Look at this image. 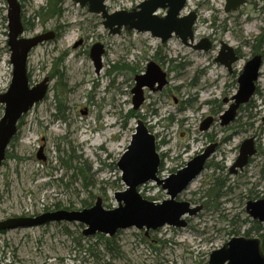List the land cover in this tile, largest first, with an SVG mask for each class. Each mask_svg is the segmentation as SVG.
<instances>
[{
	"label": "rangeland",
	"instance_id": "1",
	"mask_svg": "<svg viewBox=\"0 0 264 264\" xmlns=\"http://www.w3.org/2000/svg\"><path fill=\"white\" fill-rule=\"evenodd\" d=\"M47 1L19 0L21 18H29L40 6L47 7ZM57 1L63 9L60 18H37L33 31L25 35L60 28L53 40L31 50L27 67L29 83L35 85L53 72L56 57L63 56L59 66L66 84L63 115L55 116L53 103L57 75L51 78L45 98L24 114L18 138L7 148L10 156L0 166V220L57 209L79 210L84 198L92 199L93 205L99 197L105 209L116 207L113 195L116 190L125 189L116 161L128 145L137 118L155 135L156 149L164 155L157 174L160 177L179 170L211 142L217 141L220 146L208 160L209 166L177 197L202 205L185 227L165 225L147 235L145 229L119 230L117 240L122 255L114 258L101 251L98 260L74 242L82 235L83 226L67 225V232L63 230L64 223L12 229L0 232V264H207L212 250L232 236L244 235L251 227L252 219L245 212L249 190L256 193V198L264 197V54L255 94L239 108L237 124L235 119L227 126L220 125L215 114L217 120L208 130L199 129L203 118L216 110L203 103L216 99L223 109L227 108L223 100L237 91L239 73L253 56L252 43L259 36L258 44L264 52V0H247L229 12L224 10L225 0H186L181 15L197 11L194 43L210 37L213 45L206 51L182 44L175 35L161 43L148 32L122 29L118 35L110 34L102 25L101 15L89 12L87 5L73 0ZM140 1L106 0L104 4L109 12L129 11ZM164 12L158 10L160 15ZM6 14L7 0H0V93H4L12 78ZM79 38L86 42L72 48ZM98 40L106 51L102 55L103 66L96 73L89 46ZM220 41L239 52L231 72L215 61ZM161 56L163 63L157 60ZM153 60L166 70L168 83L161 90L144 87V102L137 109L143 117H132L129 109L134 76L143 74L146 64ZM115 63L124 66L112 69ZM3 108L0 105V118ZM250 137L255 138L257 152L241 172L228 174L221 190L224 195L215 199L210 191L212 181L221 178L223 172L214 169V165L226 166V171L238 154V146ZM41 145L45 161L36 158ZM58 150L59 157L73 154L84 161L90 186L83 188V177L79 173L72 176L74 171L62 166ZM138 190L148 200L160 202L167 198L161 186L152 182L140 185ZM249 236L258 235L253 232ZM90 242H98L96 249L100 251L102 244L98 239ZM82 244L86 247L87 241Z\"/></svg>",
	"mask_w": 264,
	"mask_h": 264
},
{
	"label": "water",
	"instance_id": "2",
	"mask_svg": "<svg viewBox=\"0 0 264 264\" xmlns=\"http://www.w3.org/2000/svg\"><path fill=\"white\" fill-rule=\"evenodd\" d=\"M81 6L88 7L89 12L102 17V25L113 35L120 34L122 29L134 30L138 33L148 32L157 37L161 43L166 42L173 35L177 36L182 44L194 50H209L212 43L208 37L201 38L194 43V26L197 12L195 10L181 15L186 6V0H142L140 4L128 10L109 12L106 0H73ZM247 0H225V12L236 11L237 7ZM165 10L160 15L158 10ZM21 5L19 0H7V45L10 52L9 62L12 64V78L4 93H0V105L3 113L0 118V166L2 165L7 146L17 133V122L37 102L42 101L48 89V76L31 85L28 80L27 60L31 50L46 40H53L54 32L25 35L21 19ZM77 44H74L75 47ZM105 47L102 43L90 46L89 57L93 62L96 73L103 66L102 55ZM215 61L225 66L228 72L232 71L234 62L238 60L235 49L220 41V48ZM262 54H254L248 59L237 78V91L229 99L227 108L218 116L220 125H229L236 117L242 104L249 102L257 88L256 82L260 77L263 64ZM143 74H136L135 84L131 90L132 108H139L144 102L143 90H161L168 82L165 70L154 61H149ZM211 115L200 122V130H208L213 123ZM264 120V117H263ZM134 131L128 145L116 161L120 170L123 190H116L113 197L117 202L114 208H104L102 199L96 197L93 205L79 210L57 209L42 212L31 216H10L0 220V232L12 229L42 227L53 222H78L83 226L82 235L92 236L101 233L112 236L118 230L145 229L157 230L162 226L182 228L188 224V218L202 210V205L191 204L187 200H178L177 197L186 189L192 180L201 174L207 159L215 151V143L206 146L200 154L194 155L179 170L169 173L166 177L157 175L160 166V154L156 149V137L150 132L141 118L136 119ZM43 147H39L36 158L45 160L42 154ZM257 148L255 138L244 139L239 145V153L230 166L232 174L242 171L254 156ZM152 182L165 191L167 196L160 202L142 197L138 187ZM245 212L255 221L264 224V197L248 199ZM207 264H264V252L260 245V238L249 235L232 236L208 255Z\"/></svg>",
	"mask_w": 264,
	"mask_h": 264
},
{
	"label": "trees",
	"instance_id": "3",
	"mask_svg": "<svg viewBox=\"0 0 264 264\" xmlns=\"http://www.w3.org/2000/svg\"><path fill=\"white\" fill-rule=\"evenodd\" d=\"M57 5H58V1L57 0H48L47 1V7H45L44 5L40 6V8L38 10H34L33 11L32 16H30L29 18L25 19L22 16L21 19H22V22H23V30H25V32L33 31V28L35 27V19H37V18H39V20L43 19L44 17H51V18L57 17V18H60L59 16L62 14L63 9H62V6H60V5L57 6ZM59 29H60L59 26L55 27V30H57V34L56 35L60 34ZM260 37L261 36H259V38H256L254 40L255 43H252V52H253V54L254 53H262V55L264 54V52L260 49L261 47L258 44V42H260ZM238 56H240L239 52H238ZM57 59L58 60L60 59L61 61H58ZM62 62H63V56L62 55L61 56H57L56 59H55L54 66H53V72L50 73L51 78L53 76H57V75L59 77V79L57 81L58 83L56 85L57 88H56V92H55V95H54V100H53L54 101L53 103H55V106H56L57 115L54 114L56 117H59V116L63 115V114H61V109L63 107L62 95L64 93H66V84L62 80L63 71L62 70H60L61 72L59 71V66H60V64H62ZM123 66H124L123 63L121 65H120V63H115V64L112 65V69H121ZM126 67H128V66H126ZM28 76L30 78V74L29 73H28ZM242 105H244V104H242ZM129 111H130V115L132 117H134V116L143 117L142 115H139L137 113V109L130 108ZM17 138L18 137H16V134H15L12 137V139H11L9 144L12 145L13 142L17 140ZM59 150H58V152H59L58 157L60 155V151ZM7 156H10L9 151L6 153L5 158H7ZM59 158H60V161L62 163V166H65V167L71 169L72 171H74L72 173V176H74L76 173H79L81 175V177H83V188L87 187V186H90L89 185L90 184V177L86 173L84 161L81 160V158L79 156H75L73 154H69V155H65V156L59 157ZM251 160L252 159L250 158L249 162ZM42 161H45V160H42ZM249 162H248V164H249ZM207 166H209V164H206V167ZM214 169H217L218 171L220 170L221 172L223 170H225V169H223V167L218 166L217 164L214 165ZM261 170H262V173H264V163L261 165ZM228 178H229V175H228ZM225 183H227V182H226V179H225L224 176L221 177V178L213 179L210 191H211V193L215 194V196H214L215 199H217V198L221 197L222 195H224V192L222 193L221 190H222V188H224ZM251 191L252 190L250 189L249 190V194H248L247 197L250 198V199H256V196H255L256 193H253ZM91 200L92 199L84 198L82 200V204H83L82 208H85L86 206H90L92 204ZM57 208H58V206H57ZM53 223H55L56 225H61V224L64 223L63 230L65 232H67V228H68L67 225L76 226V227H82V225L80 223H78V222L59 221V222H53ZM250 224H252L251 227L249 229H247V231L245 232L244 235L247 236L250 233L255 232L260 237V241H261V245H262L263 244V238H264V225L262 223L258 222V221L253 220V219L250 221ZM46 225H50V224H46ZM2 233H4V232H2ZM118 233H120L119 230H118V232L116 234H114L112 236H108V235L106 236V235L98 233V232H97V234H94L92 236H86V237L83 236V235H78V237L75 238L74 242H75V244L77 245V247L79 249H83L84 248V251L90 252L96 260H98V258L101 257L100 256V253H102L101 251H103V254L109 255L110 257L119 258V256L122 255L121 254L122 251L120 249V245L118 244V240H117ZM147 234L145 233L144 235H147ZM92 238L98 239L100 241V243L102 244V246L100 247V251H99V249H98V251L96 249V245L99 244L98 242H90V240ZM81 241L82 242L83 241H85V242L87 241V246L84 247V245L82 244ZM262 251L264 252V246L263 245H262ZM198 264H205V263L201 262V263H198Z\"/></svg>",
	"mask_w": 264,
	"mask_h": 264
},
{
	"label": "flooded vegetation",
	"instance_id": "4",
	"mask_svg": "<svg viewBox=\"0 0 264 264\" xmlns=\"http://www.w3.org/2000/svg\"><path fill=\"white\" fill-rule=\"evenodd\" d=\"M195 11H196V10H195ZM196 12H197V11H196ZM53 32H54V38H55V36H56V34H57V30H53ZM209 39H210V37H209ZM84 42H86V41H85L83 38H79V39H77V41L74 42V44H77V45L74 47V46H73L74 44H73V45H72V48H76L78 45H81V44L83 45ZM96 42H98V43H99V42L102 43V42L99 41V40L96 41ZM96 42H94V43H96ZM94 43H92V44H94ZM211 43H212V40H211ZM92 44H91V45H92ZM102 44H103V43H102ZM91 45H90V46H91ZM212 45H213V43H212ZM90 46H89V49H90ZM103 46H104V44H103ZM105 51H106V48H105ZM235 52L238 54L237 49L235 50ZM254 54H260V53H254ZM261 54H262V53H261ZM262 57H263V55H262ZM157 60H158V62L163 63V58H162V56H161V57H158ZM153 61H154V60H153ZM154 62H155V61H154ZM158 65H159V67L162 66V65L160 66V64H158ZM27 66H28V64H27ZM161 68L163 69V67H161ZM163 71H164V69H163ZM27 72H28V67H27ZM165 72H166V70H165ZM28 73H29V72H28ZM46 76H48V82H49V84H50L51 76H50V74H49V75L47 74ZM46 76H44V77H46ZM166 76H167V72H166ZM44 77H43V78H44ZM43 78H42V79H43ZM42 79H41V80H42ZM28 80H29V76H28ZM167 80H168V79H167ZM39 81H40V80H39ZM39 81H38V82H39ZM36 83H37V82H36ZM167 83H168V82H167ZM167 83H166V84H167ZM48 87H49V85H48ZM47 90H48V89H47ZM233 94H235V92H232L230 95L228 94L229 96H227V97H225V98L230 100V98L232 97ZM225 98H224V99H225ZM224 104L226 105V107L228 106V103H224ZM203 105H211V107L216 108V110H212V111H213V115L209 114V115L212 116V118H214L213 123L215 122V120H217V119L215 118V114L217 115V118H218V116L220 115V113H221L222 111L225 110V109H223V107H221L219 100H216V99L206 101L205 103H203ZM217 110H218V111L220 110V111L217 112ZM25 114H26V113H25ZM209 115H207V116H209ZM236 116H237V114H236ZM236 116H235V117H236ZM24 118H25V115H22V117H21V118L18 120V122H17L16 127H17L18 129H17L16 137H17V135H18V133H19L21 127H22L21 124H22ZM237 118H238V117L235 118L236 120L234 119V120L236 121V124H237V122H238ZM218 119H219V118H218ZM234 120H233V121H234ZM234 123H235V122H234ZM230 124H231V123H230ZM233 125H234V124H233ZM233 125H232V128H234ZM210 126H211V125H210ZM209 128H210V127H209ZM229 130H230V129H227V128H226V131H229ZM229 138H230V137L228 136L227 139L230 140ZM42 140H43V138H42ZM223 142H226V139H225ZM212 143H215V149H214L215 151L211 154V156H210L209 159L213 158L212 156L215 154V152L217 151V148L220 146V143L217 142V141H215V142H211L210 145H211ZM41 146L43 147V145H41ZM255 147H256V146H255ZM203 148H204V147H203ZM203 148H201L199 152H196V154H197V153H200V152L203 150ZM43 149H44V147H43ZM238 149H239V146H238ZM6 153H7V152H6ZM238 153H239V150H238ZM194 155H195V154H194ZM163 158H164V155L161 154V155H160V163L162 162ZM209 159H208V160H209ZM208 160H207V163H208ZM233 162H234V161H233ZM207 163H206V164H207ZM232 164H233V163H232ZM232 164H231V165H232ZM160 165H161V164H160ZM231 165H230V166H231ZM230 166L227 167V170H226V171H224V170L222 171V172H223V173H222V177L224 176L226 179L228 178V173L230 174V171H229V170H230ZM205 167H206V166H205ZM159 169H160V166H159ZM223 169H226V166H223ZM230 175H231V174H230ZM260 198H261V197H260ZM8 218H9V217H8Z\"/></svg>",
	"mask_w": 264,
	"mask_h": 264
}]
</instances>
